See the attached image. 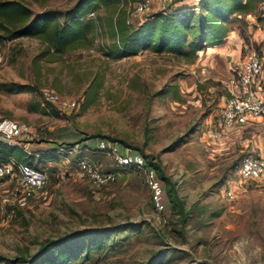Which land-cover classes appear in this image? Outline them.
Wrapping results in <instances>:
<instances>
[{
  "label": "rangeland",
  "instance_id": "rangeland-1",
  "mask_svg": "<svg viewBox=\"0 0 264 264\" xmlns=\"http://www.w3.org/2000/svg\"><path fill=\"white\" fill-rule=\"evenodd\" d=\"M25 1L34 12L61 10L64 20L77 0ZM178 4L153 0L133 18L143 20ZM98 12L104 14L105 6ZM252 18L256 37L245 16L233 15L218 44L237 38L241 54L252 48L264 58V22L255 25L258 17ZM44 45L31 35L0 39V115L37 127L36 139L25 143L34 152L33 162L51 172L44 189L24 205L7 198L15 179L0 180L1 255L14 258V264H41L49 252L37 260L33 256L47 244L51 254L67 248L73 264H264V175L239 183L234 199L223 192L249 137H264V127L246 128L242 138L224 142L210 134L233 72L226 54L206 44L195 57L152 47L111 56L112 38L99 27L85 45L57 59L41 58L39 67L34 56ZM14 82L30 88L8 89ZM261 83L264 87V72ZM45 87L81 104L61 108L46 99ZM103 137L143 152L172 180L184 208L171 206L167 196V220L159 223L137 166L119 168L115 181L98 185L80 173L78 152L52 153L74 142L95 149ZM88 152L114 166L104 152Z\"/></svg>",
  "mask_w": 264,
  "mask_h": 264
},
{
  "label": "trees",
  "instance_id": "trees-1",
  "mask_svg": "<svg viewBox=\"0 0 264 264\" xmlns=\"http://www.w3.org/2000/svg\"><path fill=\"white\" fill-rule=\"evenodd\" d=\"M101 5L105 6L104 14L98 12ZM263 5L264 0H199L197 4L180 3L172 9L155 11L145 19L135 21L128 0H77L65 12L63 20L62 12L58 9L34 12L25 0H0V39L22 35L39 37L45 43L44 48L34 56V62L39 67L41 58L57 59L67 50L85 45L90 35L99 27H104L112 38L113 45L107 52L111 56L152 47L195 57L198 50L204 49L206 44L223 40L230 29L228 20L233 15L236 18L254 13L263 21ZM94 10H97V14L90 16L89 13ZM100 82L101 78L97 84L100 85ZM7 87L23 90L29 89L30 85L14 82ZM88 102L89 99L84 102L83 107H87ZM0 150L5 155L13 154L20 159L30 158L29 152L20 144L1 142ZM157 170L164 185L166 183V204L168 196L170 205L182 210L184 202L177 198L178 192L172 180L164 172L161 171L160 174L158 168ZM50 247L41 244L33 258L37 260L49 252L41 264H73L70 262L72 252L67 248L60 249L59 254H51V250H48ZM14 263V258L0 254V264Z\"/></svg>",
  "mask_w": 264,
  "mask_h": 264
},
{
  "label": "built area",
  "instance_id": "built-area-1",
  "mask_svg": "<svg viewBox=\"0 0 264 264\" xmlns=\"http://www.w3.org/2000/svg\"><path fill=\"white\" fill-rule=\"evenodd\" d=\"M134 12H146L151 8L153 0H128ZM168 1V0H162ZM199 1V0H198ZM92 11V15H94ZM248 47V44H245ZM233 72L227 81V97L219 109L210 127V134L215 140L224 142L230 139L242 138L246 128L262 124L264 127V87L261 76L264 72V58L256 50L248 49L243 57L233 64ZM43 94L47 100L63 108L81 104L80 99H65L51 87H45ZM264 131V129H263ZM38 129L30 121L10 115H0V143L20 144L36 139ZM249 137L245 152L234 168L233 177L223 185V192L229 199L238 195V185L243 180H256L264 175V137ZM248 139V138H247ZM88 150H98L109 155L114 166L104 159L91 156ZM78 152L79 171L92 182L104 185L115 181L119 176V168L130 165L137 166L144 173L150 187L151 201L154 208L153 217L164 224L166 201L164 199L165 185L157 167L150 163L147 156L137 149H126L119 141L101 138L98 147L89 148L88 144L80 142L65 143L56 146L53 154ZM40 154V153H37ZM53 158L46 159L52 163ZM235 174V175H234ZM49 166L38 165L33 159H20L13 154L5 155L0 150V180L15 179L12 187L11 204L24 205L31 197L41 192L50 180Z\"/></svg>",
  "mask_w": 264,
  "mask_h": 264
},
{
  "label": "crops",
  "instance_id": "crops-1",
  "mask_svg": "<svg viewBox=\"0 0 264 264\" xmlns=\"http://www.w3.org/2000/svg\"><path fill=\"white\" fill-rule=\"evenodd\" d=\"M199 1H194L193 4H197ZM180 3H188L187 0H179V4ZM191 4V3H190ZM256 15L254 13H249L247 16H246V19L248 20L249 22V29L251 32H253V35L254 37H256L259 29L258 27L256 26V29L253 31V26H254V21H253V16ZM259 22L260 20L258 19L256 21V24L255 25H259ZM264 22V20L262 21ZM233 32H236L235 29H232ZM257 39V38H256ZM216 45H210L209 48H212L213 50L214 49H219L221 51L222 54H226L225 56L229 57V63L230 64H234L235 62H237L238 60H240L242 57H243V54H241V46H242V42L239 41V39L235 38L234 41H231L230 39H228L227 41L223 42V43H215ZM209 52V50H207V53ZM209 55H215V53H209ZM226 97H227V94H224L223 96V100L221 101V104L218 108V110H216V114L217 112L219 111V109L223 106L225 100H226ZM215 115V114H214ZM216 117V115H215ZM214 117V119H215ZM213 122V121H212ZM30 154V159H31V155H33V150L28 148V146L26 145L25 142H23V144H21ZM50 158V157H49ZM48 158V159H49Z\"/></svg>",
  "mask_w": 264,
  "mask_h": 264
}]
</instances>
